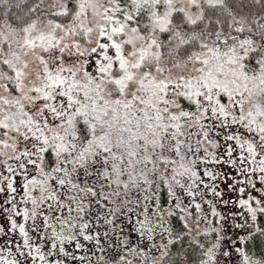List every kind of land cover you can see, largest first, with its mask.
Instances as JSON below:
<instances>
[{"label": "snow or ice", "instance_id": "6c2138e0", "mask_svg": "<svg viewBox=\"0 0 264 264\" xmlns=\"http://www.w3.org/2000/svg\"><path fill=\"white\" fill-rule=\"evenodd\" d=\"M0 264H264V0H0Z\"/></svg>", "mask_w": 264, "mask_h": 264}]
</instances>
